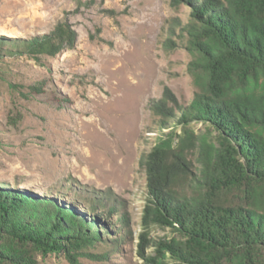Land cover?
<instances>
[{"label": "rangeland", "instance_id": "1", "mask_svg": "<svg viewBox=\"0 0 264 264\" xmlns=\"http://www.w3.org/2000/svg\"><path fill=\"white\" fill-rule=\"evenodd\" d=\"M189 12L171 0H0V183L78 204L90 217L96 209L102 221V240L77 260L51 253L43 264H144L142 161L169 130L158 129L150 103L166 87L184 105L194 97L192 54L181 27L171 30ZM60 21L77 31L73 48L39 58L10 49Z\"/></svg>", "mask_w": 264, "mask_h": 264}, {"label": "trees", "instance_id": "2", "mask_svg": "<svg viewBox=\"0 0 264 264\" xmlns=\"http://www.w3.org/2000/svg\"><path fill=\"white\" fill-rule=\"evenodd\" d=\"M171 5L190 8L188 21L178 17L171 30L180 26L186 39L196 91L184 105L166 87L150 103L158 129L169 130L142 161L148 196L139 255L144 264H264V0ZM77 38L60 21L9 45L54 57ZM77 205L0 183V264H43L40 257L62 252L77 260L102 240L96 209L88 208L90 217ZM155 228L169 234L155 238Z\"/></svg>", "mask_w": 264, "mask_h": 264}]
</instances>
